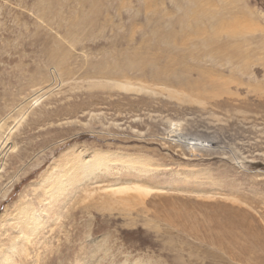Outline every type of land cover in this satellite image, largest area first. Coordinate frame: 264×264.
Segmentation results:
<instances>
[{
	"label": "rangeland",
	"instance_id": "rangeland-1",
	"mask_svg": "<svg viewBox=\"0 0 264 264\" xmlns=\"http://www.w3.org/2000/svg\"><path fill=\"white\" fill-rule=\"evenodd\" d=\"M2 251L264 264V0H0Z\"/></svg>",
	"mask_w": 264,
	"mask_h": 264
},
{
	"label": "bare ground",
	"instance_id": "bare-ground-1",
	"mask_svg": "<svg viewBox=\"0 0 264 264\" xmlns=\"http://www.w3.org/2000/svg\"><path fill=\"white\" fill-rule=\"evenodd\" d=\"M209 17V16H208ZM182 21V20H181ZM197 25V24H196ZM199 25V24H198ZM199 28V27H198ZM172 37V36H171ZM179 39V38H178ZM160 45V44H159ZM167 48V47H166ZM169 49V48H168ZM164 50V49H163ZM167 51V50H166ZM165 55V54H164ZM171 59V58H170ZM161 60V59H160ZM153 63V62H152ZM140 65V64H139ZM141 66V65H140ZM137 68V67H136ZM141 68V67H140ZM139 69V68H138ZM167 69V68H166ZM159 70V69H158ZM164 71V70H163ZM145 72V71H144ZM165 73V71H164ZM156 74V73H155ZM111 87H115V88H118L120 90H123V91H129V92H140V91H146V90H149L150 88H145L144 86H136V85H132L130 83H123V82H114L112 83V86ZM150 91V90H149ZM175 95V93H174ZM182 99V98H181ZM184 100V99H183ZM108 157L106 156H103V154L99 153V152H94L93 154V161L89 164H79V163H76L74 165H72L70 167V169L68 170L69 172H75L74 174H76V177L78 175L82 176L85 174V172L81 173L80 174V170L79 169H82V167H85V170L91 172L92 169L95 168V166H101L102 164L105 165L106 164V159ZM87 175V173H86ZM64 177V175H61V176H58L59 178V183L56 184V189L60 190L62 189L63 185L66 183V182H63L61 181L60 179ZM75 177V178H76ZM72 180V179H71ZM67 181V180H66ZM68 185V184H67ZM49 194L52 193L51 190L47 191ZM30 209V206H18L17 208L15 207V210L17 211V214L15 217V219L17 220L16 224H17V227H18V232L20 233H23L24 236L27 234L28 235V232H30L32 230L31 227H29V224L31 223H35L37 222L39 219V215L37 214H32L31 211H29ZM11 215V214H10ZM5 218V217H4ZM33 232V231H32ZM31 232V233H32ZM12 240V239H11ZM14 243L15 241H13V244L8 247V249H11L13 248L14 246ZM8 263V259H6V255L4 253V251H2V253L0 254V264H7Z\"/></svg>",
	"mask_w": 264,
	"mask_h": 264
}]
</instances>
